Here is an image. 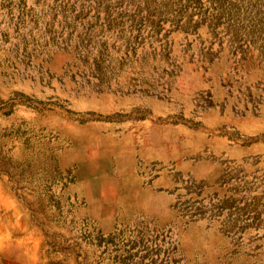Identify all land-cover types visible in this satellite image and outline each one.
<instances>
[{"label": "rangeland", "instance_id": "obj_1", "mask_svg": "<svg viewBox=\"0 0 264 264\" xmlns=\"http://www.w3.org/2000/svg\"><path fill=\"white\" fill-rule=\"evenodd\" d=\"M0 264H264V0H0Z\"/></svg>", "mask_w": 264, "mask_h": 264}]
</instances>
